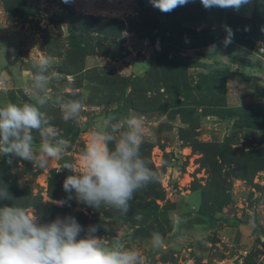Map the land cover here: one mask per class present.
<instances>
[{
  "label": "rangeland",
  "instance_id": "374dc122",
  "mask_svg": "<svg viewBox=\"0 0 264 264\" xmlns=\"http://www.w3.org/2000/svg\"><path fill=\"white\" fill-rule=\"evenodd\" d=\"M35 1L0 0L1 39L24 52L0 61V105L34 102L32 65L45 57L55 75L41 111L68 142L70 161L79 169L106 118L137 115L140 154L160 181L138 191L127 214L74 199L59 206L71 174L58 171L63 159L40 168L0 155V188L11 197L0 207L36 213L41 223L68 215L85 229L106 223L110 230L97 233L104 245L136 249L145 264H264V0L249 17L206 10L200 0L167 14L149 0ZM225 25L235 33L227 47ZM60 97L81 101L80 123L62 119ZM32 135L38 150L40 135ZM154 231L161 248L152 246Z\"/></svg>",
  "mask_w": 264,
  "mask_h": 264
},
{
  "label": "clouds",
  "instance_id": "9594fccd",
  "mask_svg": "<svg viewBox=\"0 0 264 264\" xmlns=\"http://www.w3.org/2000/svg\"><path fill=\"white\" fill-rule=\"evenodd\" d=\"M152 7L162 13H171L191 0H149ZM206 10L212 8L239 11L250 0H200ZM226 36L222 41L229 46L235 33L225 25ZM216 45H210L209 53H215ZM35 72L31 80L30 100L17 104L11 101L0 105V155L29 161L40 168L48 165L49 159H63L62 167L71 174L63 182L68 193L66 200L53 201L64 206L71 200L89 208L102 206L127 214L138 191L151 183H158L160 176L149 167L140 154L143 137V120L130 114L122 122L114 117L104 120L86 143L79 169L70 161L65 149L68 142L63 139L50 119L41 111L50 100L48 88L51 78V63L45 57L33 61ZM6 91V89H4ZM62 119L80 123L83 105L79 100L57 98ZM33 131L41 138L39 149L33 147ZM11 199L7 188H0V200ZM143 219L141 214L135 217ZM175 220V214L170 213ZM106 223L90 225L85 229L71 215L57 217L49 223H41L36 213H29L16 206L0 207V264H145L141 253L122 244L105 246L97 233ZM83 233V235H81ZM154 248L164 246L158 232L151 235Z\"/></svg>",
  "mask_w": 264,
  "mask_h": 264
},
{
  "label": "crops",
  "instance_id": "0c3cea01",
  "mask_svg": "<svg viewBox=\"0 0 264 264\" xmlns=\"http://www.w3.org/2000/svg\"><path fill=\"white\" fill-rule=\"evenodd\" d=\"M27 3L29 5L35 4V0H26ZM72 3H74V5L76 6V0H70ZM254 1L255 0H250V3H248L247 5L243 6L239 11H235L232 9H226L228 11H232L233 13L242 16V17H249L251 16L252 12H253V6H254ZM88 4V3H87ZM85 3L83 2L82 8H84ZM2 34L0 35V61H2V59H5L6 61H12L13 60H18L19 58L22 57V55L24 54V52L20 51L17 47L16 44L14 43L13 38H11V40H7V41H3L1 39ZM8 42V43H6ZM264 43V41H263ZM264 45V44H263ZM33 54V52H32ZM1 69V67H0ZM19 74L22 78L27 79L28 78V70L25 67H21L19 68Z\"/></svg>",
  "mask_w": 264,
  "mask_h": 264
},
{
  "label": "trees",
  "instance_id": "16d2710c",
  "mask_svg": "<svg viewBox=\"0 0 264 264\" xmlns=\"http://www.w3.org/2000/svg\"><path fill=\"white\" fill-rule=\"evenodd\" d=\"M255 4V3H254ZM234 14L233 13H231V16H233ZM245 20H247V21H249L250 19L249 18H246ZM258 28L257 27H254L253 28V30L254 31H256ZM258 33H256V35H257ZM261 36H263V35H261ZM236 40H237V38H236ZM243 45L244 46H248L249 44H244L243 43ZM197 66H200V67H203V68H206L207 70H209V71H214V72H217V73H226V72H228V69L227 68H225V69H221V70H216V69H213L212 68V66L210 65V64H207V63H197L196 64Z\"/></svg>",
  "mask_w": 264,
  "mask_h": 264
}]
</instances>
